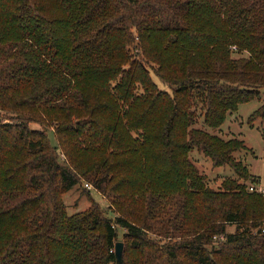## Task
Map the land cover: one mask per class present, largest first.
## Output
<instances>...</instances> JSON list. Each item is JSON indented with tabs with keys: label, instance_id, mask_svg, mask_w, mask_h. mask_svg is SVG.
Instances as JSON below:
<instances>
[{
	"label": "trees",
	"instance_id": "1",
	"mask_svg": "<svg viewBox=\"0 0 264 264\" xmlns=\"http://www.w3.org/2000/svg\"><path fill=\"white\" fill-rule=\"evenodd\" d=\"M262 93L264 0H0V264H118V227L121 264H264L244 144L192 111L216 130ZM193 149L237 179L210 188ZM83 181L114 219L96 202L67 215Z\"/></svg>",
	"mask_w": 264,
	"mask_h": 264
},
{
	"label": "rangeland",
	"instance_id": "2",
	"mask_svg": "<svg viewBox=\"0 0 264 264\" xmlns=\"http://www.w3.org/2000/svg\"><path fill=\"white\" fill-rule=\"evenodd\" d=\"M230 49L233 51L232 57L237 58H249V50L242 49L238 50L236 46H231ZM148 70L150 72V77L156 83L160 91L162 90L165 93L172 94V88L164 82V80L157 76L155 70L151 69V65H148ZM264 102V95L262 93L260 98H256L248 103L239 105L238 110L234 113H230L224 124L214 130L204 125V108L199 102H196L192 106V111L195 114V124L193 127L205 129L217 136L228 140L231 138H236L243 142L244 148L239 152L235 153L234 156L237 160H241L246 167L248 168V176L257 178L259 183L252 185L250 180L246 181L241 178H238L240 183H244L249 187H254L255 192L264 194V117L253 119V123L249 124L250 115L253 111L259 108ZM151 102H148L150 105ZM164 107H162L163 109ZM165 112V109L162 110ZM7 120H5L6 122ZM33 129L42 130V126L38 123H31L30 125ZM48 136L52 145L57 146V140L54 134V128L48 129ZM62 159L64 156L61 154ZM190 159L199 169L200 173L205 177L207 185L214 189L218 190L221 182L227 178L232 177L236 178V173L229 166L213 167L212 162L207 158L202 152L193 149L190 153ZM252 191V192H253ZM63 202L66 206L67 215L79 216L84 214L89 208L94 204L98 203L105 211L106 215L114 219L116 213L111 207V202L106 198V196L98 189H96L92 183L83 181V184H78L70 191L65 193L62 197ZM118 242H123V233L125 232L122 228L118 227ZM235 225L227 226L228 232H234ZM221 239L222 236H220ZM131 260L130 256L128 257ZM188 264H192L187 261Z\"/></svg>",
	"mask_w": 264,
	"mask_h": 264
},
{
	"label": "water",
	"instance_id": "3",
	"mask_svg": "<svg viewBox=\"0 0 264 264\" xmlns=\"http://www.w3.org/2000/svg\"><path fill=\"white\" fill-rule=\"evenodd\" d=\"M123 247V242H117L115 245V257L118 264L122 263Z\"/></svg>",
	"mask_w": 264,
	"mask_h": 264
},
{
	"label": "built area",
	"instance_id": "4",
	"mask_svg": "<svg viewBox=\"0 0 264 264\" xmlns=\"http://www.w3.org/2000/svg\"><path fill=\"white\" fill-rule=\"evenodd\" d=\"M250 189L253 191L254 190V187H250Z\"/></svg>",
	"mask_w": 264,
	"mask_h": 264
}]
</instances>
